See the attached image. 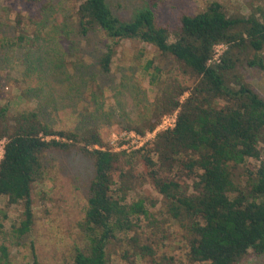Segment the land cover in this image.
<instances>
[{
  "label": "trees",
  "instance_id": "obj_1",
  "mask_svg": "<svg viewBox=\"0 0 264 264\" xmlns=\"http://www.w3.org/2000/svg\"><path fill=\"white\" fill-rule=\"evenodd\" d=\"M45 1L26 0L39 8L40 24L50 13ZM248 7L247 15L229 14L213 1L193 16L182 14L172 27L158 24L153 8L128 19L116 15L107 0H84L66 31L79 41H69L62 55L61 47L56 56L60 66L79 73L88 69L79 43L91 45V34L101 35L96 76L112 72L124 43L151 47L158 56L150 59L144 47L135 51L133 62L141 64L157 95L140 122L123 130L145 137L175 113L176 125L139 149L117 151L107 147L94 126L53 127L45 119L49 102L40 101L39 110L14 111L9 102L0 103V140L6 141L0 200L22 209L21 220L11 226L15 237L33 231V190L47 172L44 155L75 151L92 163V173L69 264H110V248L116 246L129 264H241L264 258V99L243 73L245 68L264 71V6ZM52 33L63 37L60 27ZM43 36L20 12L15 36L0 40L2 51L23 52L20 96L27 101L41 100L45 92V59L34 54L41 50V37L46 41ZM219 45L228 49L210 64ZM162 60L174 65L177 74L167 72ZM96 80L87 93H103ZM137 164L141 174L134 172ZM145 184L161 199L139 194L129 199ZM0 215L7 218L5 211ZM174 236L185 245L179 257L171 254ZM30 258L41 264L34 242ZM10 263L9 248L0 245V264Z\"/></svg>",
  "mask_w": 264,
  "mask_h": 264
},
{
  "label": "rangeland",
  "instance_id": "obj_2",
  "mask_svg": "<svg viewBox=\"0 0 264 264\" xmlns=\"http://www.w3.org/2000/svg\"><path fill=\"white\" fill-rule=\"evenodd\" d=\"M83 1L46 0L44 5L49 8L50 13L46 16V23L40 24L43 17L38 7L32 6L26 0H0V40L6 41L15 36V20L18 13L21 12L26 17L29 15L33 31L37 30L46 38L44 42L41 37L38 46L41 50L34 54L40 59H45L44 72H47V75H44L45 92L40 93L41 100H24L20 96L23 87L21 82L26 71L20 61L23 52L9 48L4 51L0 49V103L9 102L14 111L39 110L42 108L40 101L49 102L51 107L45 109V119L53 127L72 130L77 125L94 126L99 130L107 147L132 148L136 145V139L132 137L131 132L123 129L129 124L140 122V116L146 107L154 102L157 95L156 89L150 86L148 77L143 73L141 64L133 62L135 51L146 46L124 43L112 72L109 75L96 76L99 71L95 60L100 54L97 50L100 48L101 35L91 34V45L86 44L87 42L79 43L88 69L79 73L69 67H61L62 61L56 59L61 47L63 50L60 55L66 51L69 41H79L71 32L68 36L66 31L67 24L73 22L72 14ZM213 1L222 3L229 14L247 15L250 13L248 6H264V0H107L116 15L131 19L138 11L153 8L158 24H168L172 27L182 14L193 16ZM56 27L63 30L62 38L52 33ZM146 49L150 59L158 56V52L151 47ZM160 63L167 72L177 74V68L168 61L162 60ZM243 73L264 99V71L245 68ZM94 79H97L98 87L103 89L101 95V92L95 89L87 93V86L90 87ZM82 117L86 122H80ZM147 139L149 140L145 143L152 141ZM43 162L47 172L44 180L36 183L33 190L35 224L31 234L21 239L15 237L11 226L21 220L22 209L20 206L8 208L7 199L0 200V210L5 211L7 216L5 218L0 215V245L9 248L10 264H32L31 242L35 243L41 264H69L71 246L79 241L78 223L84 218L87 208L86 190L92 173V163L75 151L48 152L44 155ZM142 170L140 164L135 165L136 174H141ZM137 194L161 199L149 184L138 187L129 199H136ZM170 241L175 247L171 254L181 256V247L185 245L179 242L177 236L171 237ZM110 252V264H129L123 258L124 253L120 246L111 247ZM241 264H264V258L250 257Z\"/></svg>",
  "mask_w": 264,
  "mask_h": 264
},
{
  "label": "built area",
  "instance_id": "obj_3",
  "mask_svg": "<svg viewBox=\"0 0 264 264\" xmlns=\"http://www.w3.org/2000/svg\"><path fill=\"white\" fill-rule=\"evenodd\" d=\"M227 49L228 48L225 45L217 46L215 48L214 58L210 61V64L213 63V62H218ZM176 120H177V113H175L173 115L165 116L162 119V122H161L160 126L157 128V130L154 133L147 134L145 137L136 135L135 133L131 132L130 134H132V137L136 139L135 140L136 145L134 147H132V148L123 146L122 149L119 148V149H115V150H117V151L118 150L131 151V150L139 149L145 144L146 141L149 140L147 138H150L151 140H153L158 132L166 131V130H169V129H173L175 127V125H176ZM5 143H6L5 140H0V161L3 159L4 154H5V150H4Z\"/></svg>",
  "mask_w": 264,
  "mask_h": 264
}]
</instances>
